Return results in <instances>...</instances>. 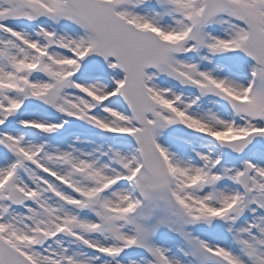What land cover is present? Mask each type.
Returning a JSON list of instances; mask_svg holds the SVG:
<instances>
[{
    "label": "snow or ice",
    "instance_id": "obj_1",
    "mask_svg": "<svg viewBox=\"0 0 264 264\" xmlns=\"http://www.w3.org/2000/svg\"><path fill=\"white\" fill-rule=\"evenodd\" d=\"M0 264H264V0H0Z\"/></svg>",
    "mask_w": 264,
    "mask_h": 264
}]
</instances>
